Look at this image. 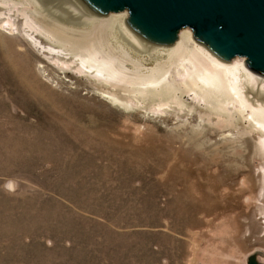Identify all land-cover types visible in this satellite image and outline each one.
Instances as JSON below:
<instances>
[{
    "label": "rangeland",
    "instance_id": "374dc122",
    "mask_svg": "<svg viewBox=\"0 0 264 264\" xmlns=\"http://www.w3.org/2000/svg\"><path fill=\"white\" fill-rule=\"evenodd\" d=\"M5 1L0 264H264L258 131L238 115L224 125L192 92L160 108L138 94L129 105L107 99L95 75L59 43L65 58L50 51L25 27L22 5Z\"/></svg>",
    "mask_w": 264,
    "mask_h": 264
},
{
    "label": "bare ground",
    "instance_id": "6f19581e",
    "mask_svg": "<svg viewBox=\"0 0 264 264\" xmlns=\"http://www.w3.org/2000/svg\"><path fill=\"white\" fill-rule=\"evenodd\" d=\"M86 1L11 2L22 5L25 27L45 39L50 51L65 58L66 53L53 47L59 43L57 47L72 54L74 68L95 75L98 82L94 83L107 99L129 105L133 94H138V99L148 97L160 108L169 103L183 106V95L192 92L194 98L214 110L217 118L224 116V125H234L237 117L248 123L251 131H258L259 145L264 149L263 72L250 67L243 58L220 56L190 31L179 32L171 44L151 42L131 27L124 15L98 14ZM126 44L139 55L130 56L124 49ZM10 54L5 55V61L17 72L19 64ZM150 62L151 68L146 67Z\"/></svg>",
    "mask_w": 264,
    "mask_h": 264
},
{
    "label": "water",
    "instance_id": "95a60500",
    "mask_svg": "<svg viewBox=\"0 0 264 264\" xmlns=\"http://www.w3.org/2000/svg\"><path fill=\"white\" fill-rule=\"evenodd\" d=\"M98 14L127 8L128 23L151 42L171 44L184 26L220 56L246 57L264 73V0H87ZM248 264H263L250 256Z\"/></svg>",
    "mask_w": 264,
    "mask_h": 264
}]
</instances>
